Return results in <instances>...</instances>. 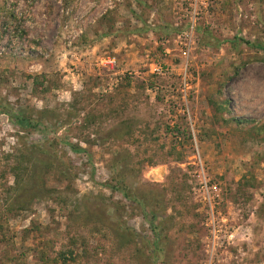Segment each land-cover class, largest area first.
I'll return each instance as SVG.
<instances>
[{
	"label": "rangeland",
	"instance_id": "obj_1",
	"mask_svg": "<svg viewBox=\"0 0 264 264\" xmlns=\"http://www.w3.org/2000/svg\"><path fill=\"white\" fill-rule=\"evenodd\" d=\"M0 264H264V0H0Z\"/></svg>",
	"mask_w": 264,
	"mask_h": 264
},
{
	"label": "built area",
	"instance_id": "obj_2",
	"mask_svg": "<svg viewBox=\"0 0 264 264\" xmlns=\"http://www.w3.org/2000/svg\"><path fill=\"white\" fill-rule=\"evenodd\" d=\"M197 10L196 7L194 9V18H193V24L190 27V30L188 31V33H194L195 30V19H196V15H197ZM103 67H108V68H112L115 69L116 65H117V60L115 57H108V59H106L105 61L101 62ZM157 73H163V69L160 67H156L155 71ZM198 167L197 170V176H198V180H197V186L194 188L195 192H199L200 194H202V196L204 197V200L207 202V204L210 207V212L212 213V216L214 217V208H213V202H212V194H216L217 193V185H214L211 183V181L209 179H207L206 173H205V167L204 164L201 160H199V162L196 164ZM214 222V219H213Z\"/></svg>",
	"mask_w": 264,
	"mask_h": 264
},
{
	"label": "trees",
	"instance_id": "obj_3",
	"mask_svg": "<svg viewBox=\"0 0 264 264\" xmlns=\"http://www.w3.org/2000/svg\"><path fill=\"white\" fill-rule=\"evenodd\" d=\"M14 120H15L16 125L22 130L32 126V122L29 121L26 117H23V116L21 117L19 115H14ZM70 147H71L72 151H74L76 153L83 152V149H81L77 145H71L70 144ZM64 172L65 171H62V173H64ZM117 189L119 191H121L124 196L129 197V193L127 192V190L125 188H121V187L118 186ZM154 250H156V249H154Z\"/></svg>",
	"mask_w": 264,
	"mask_h": 264
}]
</instances>
